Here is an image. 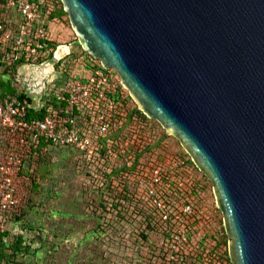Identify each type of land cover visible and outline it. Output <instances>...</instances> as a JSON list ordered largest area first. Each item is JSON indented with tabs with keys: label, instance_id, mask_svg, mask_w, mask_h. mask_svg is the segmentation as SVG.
Wrapping results in <instances>:
<instances>
[{
	"label": "water",
	"instance_id": "obj_1",
	"mask_svg": "<svg viewBox=\"0 0 264 264\" xmlns=\"http://www.w3.org/2000/svg\"><path fill=\"white\" fill-rule=\"evenodd\" d=\"M77 41L211 182L231 264H264V0H60Z\"/></svg>",
	"mask_w": 264,
	"mask_h": 264
},
{
	"label": "built area",
	"instance_id": "obj_2",
	"mask_svg": "<svg viewBox=\"0 0 264 264\" xmlns=\"http://www.w3.org/2000/svg\"><path fill=\"white\" fill-rule=\"evenodd\" d=\"M6 5L17 12L19 21L16 27L3 24L0 9V44L8 46L13 59L26 64L47 57L43 42L52 39L44 26L43 0H7ZM92 61L85 75L67 77L54 89L57 98L65 96L66 105L51 106L43 117L28 118L30 108L40 106L27 96L0 101V139L7 142L0 154V220L19 205L14 180L27 152L44 141L80 152L100 174L118 170L119 175L134 176L138 201L163 235L161 256L168 264H231L211 228L214 215L205 206L196 210L198 192L189 189L194 180L186 182L187 170L178 165L182 162L147 152L134 164L150 132L136 136L131 129L128 136L115 137L124 127L128 105L123 100L130 95L113 69Z\"/></svg>",
	"mask_w": 264,
	"mask_h": 264
},
{
	"label": "rangeland",
	"instance_id": "obj_3",
	"mask_svg": "<svg viewBox=\"0 0 264 264\" xmlns=\"http://www.w3.org/2000/svg\"><path fill=\"white\" fill-rule=\"evenodd\" d=\"M45 1L52 3V6L54 3L60 6L54 0ZM3 19L9 20L11 26L16 27L19 15L16 11L8 10ZM47 29L53 42L66 43L71 53L55 67L53 82L49 84V90L53 92L67 77L85 75L89 69L88 63L92 60L100 62L82 49L67 15L48 21ZM3 69L4 66H0V71ZM19 74L33 80L34 87H29L28 91L33 89L36 96L40 93L38 85L48 75L44 70L26 71L22 66L17 68L15 76L8 71L3 77H12L19 91L25 89ZM159 131L160 128H154L150 138L156 136L157 139ZM1 139L0 154L5 149ZM176 140L170 135L164 141L171 152L178 148ZM33 156L30 162L24 160L21 167L24 170L23 176L18 175L14 180L19 205L4 212L1 219L5 221L4 228L8 231L5 237L8 244L22 234L25 244L29 245L26 252L22 249L17 253L12 264H162V233L156 229H147L144 238L141 236V229L145 226L144 216L141 218L131 213V205L130 208L121 205L124 209L121 208L119 213L109 205L120 201L117 199L121 192L117 183L121 179H124L129 191L138 199L134 176H115L110 186L108 182L102 183L103 179L97 173L95 163H88L80 152L67 146L49 144ZM186 174V177L190 175L188 170ZM198 176L194 171L191 179L197 180ZM200 180L203 185H199V196L203 197L201 205L214 215L211 228L216 231L223 247L227 248L222 215L219 210H215L211 182L203 178ZM143 209L146 214L147 210L145 207ZM6 251L9 252V249Z\"/></svg>",
	"mask_w": 264,
	"mask_h": 264
},
{
	"label": "trees",
	"instance_id": "obj_4",
	"mask_svg": "<svg viewBox=\"0 0 264 264\" xmlns=\"http://www.w3.org/2000/svg\"><path fill=\"white\" fill-rule=\"evenodd\" d=\"M60 4V6L55 5V3L52 6V3L47 2L43 0L42 9L44 12V15L46 17V21L44 23V26H48V21L53 20L54 18H61L63 15H67L66 12L63 10L62 4L60 0H54ZM7 0H0V9L3 13L2 15V22L5 25H10L12 22L9 20L5 21L3 18L5 16V12L8 10H11L10 7H7L6 5ZM44 48L43 51H49L47 57H39L35 61L31 62V64L23 63V59H13V56H11L10 49L8 46L0 44V66H4V69L0 71V101H3L5 98H8L9 96H27L31 103H33L36 106L40 107H31L29 110V116L28 118L31 119L33 117H43L44 114L48 113V110L50 107H54V109L63 108L66 105V99L65 96L62 98H57L54 95V91L52 92L49 90V84L53 80H49L47 77L42 85V82L38 85V87H43V91H40L38 95L34 96V90L29 87H34V82L31 79L26 78L23 74H19V78H21L23 84V90L19 91L17 87L13 84V78L12 77H3V75H6L8 71H11L12 75L15 76L17 68L20 66L24 67L26 71H29V68H34L36 66V70L38 69L39 64L44 63L45 61L47 63H52L54 68L58 66L62 59H65L69 54H71L69 51L66 52L65 46H67L66 43H58L56 44L53 42V40H45L44 42ZM56 50V51H55ZM55 51V52H54ZM91 57V56H90ZM95 65H99L100 63H95ZM91 62L88 63L89 68H91ZM53 68V69H54ZM44 70L47 71V68L41 67L40 71ZM32 81V82H31ZM36 92V91H35ZM124 105H128L127 107V118L124 122V127L120 130V133L116 135L115 137H126L130 134L131 129H133V133H135L136 136H147L148 132L151 135V132H153L154 128H160L159 136L156 139V136L150 138V135L147 136V142L143 143L142 147L139 149L136 157V161L134 164L138 162V159L141 157H145L147 152H149L152 155H155L156 157L160 154L166 155L170 160L176 159L177 161H181L182 163L178 164L179 167H183L185 170H188V173L190 174L186 180V182H190L192 175L194 174V171H196L199 176L197 177V180H194L193 184L190 186V190L193 192H199L196 197L195 207L196 210H200L204 205H201V202L203 201V197L199 196L201 188H199V185L201 187L203 186L201 184L200 179H205L206 181H209L202 172H200L197 167L194 165L192 160L190 159L189 155L185 152V150L180 146L178 141L176 140L178 144V148L176 151L171 152L169 148L167 147L166 143L164 142L166 138H168L170 135L166 133V131L160 126V124L153 119L148 118L135 104V102L128 96L126 99L123 100ZM131 125V127H129ZM127 127V130L125 128ZM155 139V140H154ZM105 140H103V143ZM4 144V146H7L6 140L4 142H1V144ZM49 145L47 142L39 141L35 146H33L26 154V157L24 158L25 161L30 162V160L34 157L33 154L35 152H39L44 146ZM160 150V151H159ZM156 151H159V153H155ZM135 166V165H134ZM24 170L23 168L20 169L19 174L20 176H23ZM97 173H99V176H101L102 183L108 182V185H111V179L115 176H122L119 175L118 170H114L113 173H105L100 174L101 171L98 169ZM120 186V194L117 195V199L119 202H112L109 203V205L113 206V209H115L118 213L120 212V209H124L121 205L125 204L126 207L130 208L131 205V213L138 215L139 217L144 216V224L145 226L141 229V236L144 238L146 237L145 230L147 229H156L157 226L152 224V220L150 215L145 214V210L143 209V206L140 205L138 199L135 197V194L130 192L124 179L119 181ZM33 185H35V180H33ZM185 192L189 194L190 192L185 189ZM116 199V200H117ZM215 210H218L215 206ZM18 218V217H17ZM2 220H0L1 222ZM5 221H2V229L0 230V264H12L13 258L17 255L19 251L26 252L29 248L28 244H25V240L22 234L17 235L12 242L8 244V242L5 241V237L8 235V231L6 228H4ZM224 237H226L224 233ZM220 243V242H219ZM222 244V243H220ZM224 246H226V241L224 242ZM9 249V252L6 251V249ZM225 254L227 255V248H225ZM162 261H164V264H168V262L165 261L164 257L160 256Z\"/></svg>",
	"mask_w": 264,
	"mask_h": 264
},
{
	"label": "crops",
	"instance_id": "obj_5",
	"mask_svg": "<svg viewBox=\"0 0 264 264\" xmlns=\"http://www.w3.org/2000/svg\"><path fill=\"white\" fill-rule=\"evenodd\" d=\"M69 44H71V43H69ZM65 48V50H70L69 49V45H67V46H65L64 47ZM72 51V50H71ZM39 66L40 67H38V69L37 70H39L40 71V69H41V67H43V68H47V71H46V73L48 74L47 75V78L49 79V80H52L53 79V75H54V70H55V68H54V66H53V64L52 63H47V62H44V63H42V64H39ZM54 68V69H53ZM29 70H35L36 71V66H34V68H29ZM90 69H88V71H89ZM40 76H42V73H40ZM52 82H53V80H52ZM36 95V92H34V96Z\"/></svg>",
	"mask_w": 264,
	"mask_h": 264
}]
</instances>
